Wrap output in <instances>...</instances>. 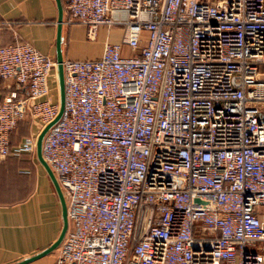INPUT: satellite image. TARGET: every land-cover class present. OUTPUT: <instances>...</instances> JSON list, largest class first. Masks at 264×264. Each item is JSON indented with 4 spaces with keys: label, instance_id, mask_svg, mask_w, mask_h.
<instances>
[{
    "label": "built area",
    "instance_id": "obj_1",
    "mask_svg": "<svg viewBox=\"0 0 264 264\" xmlns=\"http://www.w3.org/2000/svg\"><path fill=\"white\" fill-rule=\"evenodd\" d=\"M95 59L61 60L63 106L40 154L65 199L53 264H261L264 0H65ZM121 46L133 51L121 54ZM0 158L25 114L40 130L55 62L0 47ZM25 93H20V88ZM34 152V139L25 143Z\"/></svg>",
    "mask_w": 264,
    "mask_h": 264
},
{
    "label": "crops",
    "instance_id": "obj_2",
    "mask_svg": "<svg viewBox=\"0 0 264 264\" xmlns=\"http://www.w3.org/2000/svg\"><path fill=\"white\" fill-rule=\"evenodd\" d=\"M59 2L61 60L95 59L100 55L104 41L117 43L120 40V29L106 30L102 26L88 38L85 27L70 20L64 9L65 0ZM55 25L54 0H0V47L25 42L39 53L55 59ZM98 31L103 33V38L87 46V41L94 40ZM120 50L123 55L133 52L125 46ZM48 87L50 101L57 102L54 84L50 82ZM15 88L12 79L0 80V101ZM19 92L25 93V89L22 87ZM38 131L36 121L25 114L7 136L9 149L19 150L0 158V264H12L42 250L56 238L61 227L58 196L35 153L28 151L25 144L29 139H35ZM30 167H34L37 174L40 171L44 182L42 191L38 192L35 186L31 188ZM63 200L65 203L64 196ZM56 249L57 246L21 264H53ZM249 249L259 253L261 264H264V239L254 241ZM219 264L228 263L220 261Z\"/></svg>",
    "mask_w": 264,
    "mask_h": 264
},
{
    "label": "water",
    "instance_id": "obj_3",
    "mask_svg": "<svg viewBox=\"0 0 264 264\" xmlns=\"http://www.w3.org/2000/svg\"><path fill=\"white\" fill-rule=\"evenodd\" d=\"M55 6H56V25H55V40H54V47H55V77H56V90H57V104H58V110L55 114V116L46 123L36 134L34 139V153L35 158L37 162L40 164V166L45 170L57 196L60 203V211H61V227L60 230L56 236V238L45 248L42 250L36 252L35 254H32L30 256H27L25 258H22L21 260H18L12 264H21L23 262H26L28 260H31L41 254H44L54 247L57 246V244L60 242L62 235L66 229L67 226V219L65 215V203L63 200V196L61 193V190L55 180V177L53 173L51 172L50 168L46 165V163L43 161L41 154H40V142L44 135V133L47 131V129L56 122V120L59 118L61 112H62V106H63V88H62V71H61V55H60V24H61V6L59 0H54ZM66 264H73L72 262L66 263Z\"/></svg>",
    "mask_w": 264,
    "mask_h": 264
},
{
    "label": "rangeland",
    "instance_id": "obj_4",
    "mask_svg": "<svg viewBox=\"0 0 264 264\" xmlns=\"http://www.w3.org/2000/svg\"><path fill=\"white\" fill-rule=\"evenodd\" d=\"M103 38V33L98 31L96 36H95V39L92 40V41H87V46H91L95 43V41L97 42L98 40L102 39ZM54 84V83H53ZM54 91L57 93V90H56V84H54ZM37 164V162H36ZM38 167H40L39 165H37ZM39 174H37L36 170L34 167H30L29 168V171H28V177L31 178V188L33 186L36 187L37 191H42L43 190V180L40 176V171H38Z\"/></svg>",
    "mask_w": 264,
    "mask_h": 264
},
{
    "label": "trees",
    "instance_id": "obj_5",
    "mask_svg": "<svg viewBox=\"0 0 264 264\" xmlns=\"http://www.w3.org/2000/svg\"><path fill=\"white\" fill-rule=\"evenodd\" d=\"M16 124H17V123H16ZM15 126H16V125H15ZM14 128H15V127H14ZM14 128H13V129H14ZM13 129H12V130H13Z\"/></svg>",
    "mask_w": 264,
    "mask_h": 264
}]
</instances>
